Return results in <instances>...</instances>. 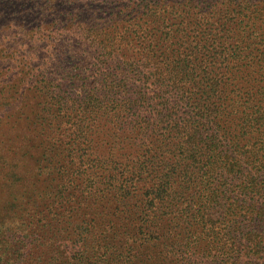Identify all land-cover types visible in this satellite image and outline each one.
<instances>
[{
  "label": "trees",
  "instance_id": "obj_1",
  "mask_svg": "<svg viewBox=\"0 0 264 264\" xmlns=\"http://www.w3.org/2000/svg\"><path fill=\"white\" fill-rule=\"evenodd\" d=\"M0 264H264V0H0Z\"/></svg>",
  "mask_w": 264,
  "mask_h": 264
},
{
  "label": "rangeland",
  "instance_id": "obj_2",
  "mask_svg": "<svg viewBox=\"0 0 264 264\" xmlns=\"http://www.w3.org/2000/svg\"><path fill=\"white\" fill-rule=\"evenodd\" d=\"M17 19V18H16ZM15 21V20H14Z\"/></svg>",
  "mask_w": 264,
  "mask_h": 264
}]
</instances>
